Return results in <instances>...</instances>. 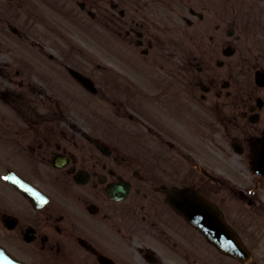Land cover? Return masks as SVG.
Masks as SVG:
<instances>
[{
	"label": "flooded vegetation",
	"instance_id": "flooded-vegetation-1",
	"mask_svg": "<svg viewBox=\"0 0 264 264\" xmlns=\"http://www.w3.org/2000/svg\"><path fill=\"white\" fill-rule=\"evenodd\" d=\"M67 3L123 35L122 53L104 67L108 87L93 79L97 96L109 93L111 131L18 128L1 157L13 165L5 178L13 170L41 194L0 179V247L23 264H264V226L252 231L243 262L166 199L172 187H194L234 227L243 213L264 215V174L255 171L264 0H0V50L45 53L36 49L37 27L47 36L51 10L65 13ZM180 36L192 44L181 46ZM18 63H2V79L14 86L21 76L34 91L36 63ZM92 72L98 79L99 63ZM41 114L70 118L63 109ZM244 201L257 206L244 212Z\"/></svg>",
	"mask_w": 264,
	"mask_h": 264
},
{
	"label": "rangeland",
	"instance_id": "rangeland-1",
	"mask_svg": "<svg viewBox=\"0 0 264 264\" xmlns=\"http://www.w3.org/2000/svg\"><path fill=\"white\" fill-rule=\"evenodd\" d=\"M51 15H52L51 21H52L53 26H55V28H52L51 31L47 32V34H48L47 38L49 39V41L46 43V46H48L47 50L50 51L49 53H51L53 55V58L50 59L51 61H57L58 60V58L56 57V55L54 53H58L57 55H59V56H64V55H67V52H68V55H72V56L76 57L77 59H79L80 62L82 61L84 64L85 63L88 64L89 62L92 61L93 53L95 52L98 55L99 62L109 64L110 59L108 56L103 55V53L105 54V52L102 51V47L100 46V40L98 41L99 42L98 44L93 43V42H95L94 41L95 36H93L92 26L88 25V24H91V22L87 21V22H85V23H87L85 25H78L79 23L76 24L72 20V17L70 15L67 17V16H62L60 14H57L55 12H51ZM98 31H99V34L102 37V39H104L106 36L108 37L107 31L103 32L104 30L101 28ZM37 32L39 34H41V36L39 38H36V40L42 44H45V37L44 36H46V29L42 26H38ZM182 39H183V36H180V42L184 43L182 41ZM186 43H187L188 47L190 46V43L192 44V42L190 41V43H189V41L187 39H186ZM70 46L77 47V50L80 52L77 51L75 53H71V50H70L71 47ZM1 55L2 54H0V56ZM8 55L13 57L12 53H10ZM86 58H89V59H86ZM48 59L49 58L47 55V60ZM60 61H63V60H60ZM89 66H92V65L89 63ZM46 77H48V75H46ZM53 79L55 81L59 82L60 75H56L55 77L53 75ZM4 85H5V83H4ZM1 89H2V85H0V93H1ZM87 97H88V99H86V100L88 101L89 104H87L86 106H88L89 108H92V109L96 108L95 105H92V103H91V101L93 99L92 96L89 94V95H87ZM35 100H36L35 103L38 106L37 110H42L43 107H46L49 104V101L45 102V103H41L37 97H35ZM29 103H32V101H29ZM64 103H66V101ZM64 103H61V104L66 105ZM75 106L76 105L72 101L70 103V106L67 107V109H74ZM27 107H28V104H25L23 106L17 105V107L15 108V113L16 114L25 113L27 110ZM51 107L53 108L52 104H51ZM108 108L109 107L106 104L101 105L100 111H102L103 113L104 112L106 113ZM12 109H13L12 104H10V103L3 104L0 106V112L2 114L11 113ZM1 113H0V121L2 120V117L6 119V118H8V116H12V115H1ZM29 115H31V114H29ZM37 116H38L37 114L33 115L32 119L35 121H41L40 118H36ZM17 119L20 121V123L22 125L28 124L27 120L24 117L18 116Z\"/></svg>",
	"mask_w": 264,
	"mask_h": 264
},
{
	"label": "water",
	"instance_id": "water-1",
	"mask_svg": "<svg viewBox=\"0 0 264 264\" xmlns=\"http://www.w3.org/2000/svg\"><path fill=\"white\" fill-rule=\"evenodd\" d=\"M228 231H229V232H228V234H227V237H228V238H233V235L230 234V233H231L230 230H228ZM229 241H230V240H228V242H229ZM227 247L230 248V246H228V245H227Z\"/></svg>",
	"mask_w": 264,
	"mask_h": 264
}]
</instances>
